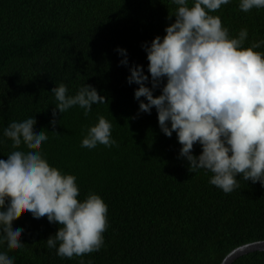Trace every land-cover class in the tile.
<instances>
[{"label": "trees", "instance_id": "1", "mask_svg": "<svg viewBox=\"0 0 264 264\" xmlns=\"http://www.w3.org/2000/svg\"><path fill=\"white\" fill-rule=\"evenodd\" d=\"M239 2L208 14L221 19L229 38L246 28L247 48L264 39V8L243 12ZM177 7L171 0H0V158L13 147H28L13 145L3 130L35 114V126L48 136L40 151L49 165L76 177L78 200L92 192L108 208L101 249L71 259L47 247L57 223L21 210L12 225L24 229V247L0 241L14 264H219L232 249L264 240V187L238 174L239 187L224 193L209 183L211 172L188 170L175 132L168 137L160 130L155 107L138 111L139 85L128 83L129 67L141 65L150 76L142 45L165 35ZM118 47L126 49L128 66L119 63ZM254 51L264 54V45ZM61 83L68 95L90 84L106 102L94 104L87 116L79 106L57 112L53 129L51 89ZM159 94L158 87L153 95ZM99 116L111 122L118 147H81ZM192 151L202 149L194 144ZM230 264H264V250Z\"/></svg>", "mask_w": 264, "mask_h": 264}, {"label": "clouds", "instance_id": "2", "mask_svg": "<svg viewBox=\"0 0 264 264\" xmlns=\"http://www.w3.org/2000/svg\"><path fill=\"white\" fill-rule=\"evenodd\" d=\"M171 3L178 6L172 14L175 21L165 27L163 37L157 35L142 45L150 76L141 65L129 67L128 83L139 85L134 90L138 111L150 113L155 107L160 130L168 137L175 132L181 145L179 156L188 162V170L211 172L209 183L224 193L238 188L240 178L264 187V54L254 51L264 45V39L245 48L246 28L229 38L221 19L208 14L230 0H194L191 7L188 0ZM239 8L243 12L264 8V0H240ZM116 51L123 57L119 63L128 66L126 49ZM158 87L160 94L154 96ZM51 93L55 98L49 122L53 129L57 112L79 106L87 116L94 104L106 102L90 84L68 95L61 83ZM42 129L35 126V114H29L12 120L3 130V137L13 145L23 141L28 147H13L0 158V241H6L8 248L24 247L20 240L24 229L13 226L12 220L27 210L34 218L46 216L59 225L46 240L57 256L71 259L99 251L107 227V205L92 192L78 200L76 177L50 166L40 151L42 142L48 140ZM111 130V122L99 116L97 123L87 127L81 147H118ZM194 144L202 149L199 155L193 154ZM0 264H14L2 248ZM80 264H85L83 259Z\"/></svg>", "mask_w": 264, "mask_h": 264}, {"label": "water", "instance_id": "3", "mask_svg": "<svg viewBox=\"0 0 264 264\" xmlns=\"http://www.w3.org/2000/svg\"><path fill=\"white\" fill-rule=\"evenodd\" d=\"M264 250V240H258L242 244L231 251H229L221 260L219 264H230L237 257L249 253L252 251H262Z\"/></svg>", "mask_w": 264, "mask_h": 264}]
</instances>
